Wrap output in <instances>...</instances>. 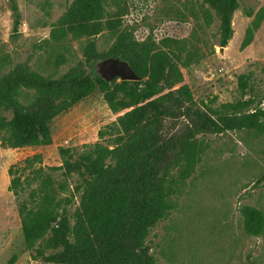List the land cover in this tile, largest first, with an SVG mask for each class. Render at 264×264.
Masks as SVG:
<instances>
[{"label": "trees", "instance_id": "16d2710c", "mask_svg": "<svg viewBox=\"0 0 264 264\" xmlns=\"http://www.w3.org/2000/svg\"><path fill=\"white\" fill-rule=\"evenodd\" d=\"M116 0H72L52 25L48 43L86 39L84 62L106 56L126 58L139 80L104 81L72 67L55 77L29 65L16 64L0 74V144L8 148L52 142L51 122L74 104L100 94L116 121L99 131L109 135L77 151L59 147L61 170L75 174L69 189L43 167L22 175L9 168V191L19 198L18 215L26 250L38 264H154L146 238L175 207L173 196L193 173L204 153L199 139L228 130L264 131V110L249 107L253 99L240 98L218 107L198 106L187 79L190 54L182 59L184 44L165 40L139 41L124 26L119 12L109 9ZM205 15L219 21L220 44L231 37L232 15L239 0H202ZM11 35L19 32L21 15L10 0ZM246 15L252 16V10ZM264 19V6L251 20L243 46L250 43ZM107 32L110 43L97 49L93 36ZM241 74L242 94L251 90ZM193 106L191 122L180 133L163 135L160 114L170 100ZM31 164L29 159L26 161ZM26 168V167H25ZM78 204L71 209L73 200ZM243 227L253 235L264 231V212L241 207Z\"/></svg>", "mask_w": 264, "mask_h": 264}, {"label": "rangeland", "instance_id": "374dc122", "mask_svg": "<svg viewBox=\"0 0 264 264\" xmlns=\"http://www.w3.org/2000/svg\"><path fill=\"white\" fill-rule=\"evenodd\" d=\"M15 1L21 24L13 36L10 0H0V74L16 64L55 77L72 67L89 72L82 49L85 38H69L62 45L46 41L52 25L72 0ZM116 1L118 4L111 3L109 9L119 12L122 26L137 40L155 44L176 40L185 45L181 56L190 54L186 79L198 106L204 102L218 107L252 98L249 110H264V19L250 43L242 45L264 0H239L232 15L233 32L224 45L220 44L219 21L212 10L210 15L203 13L208 6H203L202 0ZM250 9L252 16L245 13ZM92 39L99 50L112 41L105 31ZM241 74L248 75L251 87L244 94L238 84ZM193 109L186 102L170 100L160 114L163 135L182 132L191 122ZM115 121L116 114L95 94L52 120L50 144L21 148L0 144V236L12 240L11 250L0 253V264H38L25 248L17 210L25 194L16 198L9 191V168L25 175L43 167L56 182L66 181L72 190L75 174L65 176L61 170H50L61 164L59 147L80 151L87 144L106 143L109 135L100 137L99 131ZM199 139L204 144L201 160L173 196L175 207L147 236L148 253L154 264H264V231L248 233L241 212L244 205L264 212V131L228 130L203 134ZM73 202L71 209L78 204V197Z\"/></svg>", "mask_w": 264, "mask_h": 264}, {"label": "water", "instance_id": "95a60500", "mask_svg": "<svg viewBox=\"0 0 264 264\" xmlns=\"http://www.w3.org/2000/svg\"><path fill=\"white\" fill-rule=\"evenodd\" d=\"M222 48L219 52L222 54ZM91 77H98L104 81L112 79L119 80H139L140 76L136 73L130 62L121 55L106 56L94 60L89 69Z\"/></svg>", "mask_w": 264, "mask_h": 264}, {"label": "crops", "instance_id": "0c3cea01", "mask_svg": "<svg viewBox=\"0 0 264 264\" xmlns=\"http://www.w3.org/2000/svg\"><path fill=\"white\" fill-rule=\"evenodd\" d=\"M7 196H8V198L10 197L9 191H7ZM8 201H9V199H8ZM6 228L7 227H5V229ZM11 246H12V240L10 238L7 239L6 237L0 236V253L5 252V251L9 252L11 250ZM15 262H13V263L16 264L17 262L16 263Z\"/></svg>", "mask_w": 264, "mask_h": 264}]
</instances>
